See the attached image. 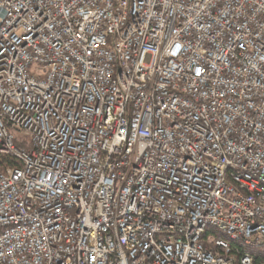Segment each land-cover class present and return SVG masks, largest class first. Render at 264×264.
Listing matches in <instances>:
<instances>
[{"label": "built area", "instance_id": "built-area-1", "mask_svg": "<svg viewBox=\"0 0 264 264\" xmlns=\"http://www.w3.org/2000/svg\"><path fill=\"white\" fill-rule=\"evenodd\" d=\"M198 219L264 240V0H0L8 262L264 264Z\"/></svg>", "mask_w": 264, "mask_h": 264}, {"label": "bare ground", "instance_id": "bare-ground-1", "mask_svg": "<svg viewBox=\"0 0 264 264\" xmlns=\"http://www.w3.org/2000/svg\"><path fill=\"white\" fill-rule=\"evenodd\" d=\"M107 1V0H100ZM28 65H37V57L28 58ZM133 142V123H126L124 144H131ZM239 176H244L245 180L253 183L261 182V175L257 170L248 168H240ZM34 217L21 216L7 219V228H21L33 227ZM209 232L213 234L214 238L226 239V246L233 249L239 254H249L252 260L264 259V240L254 239L243 241L239 238V231L235 230L233 226H222L220 220L214 219H198L194 223H190L191 234H199V231ZM62 230H71L70 220H62ZM209 254L212 259L220 262H230V264H251L243 262L240 256L234 255L232 252H225L220 249L215 240H208ZM10 250H0V264H11ZM111 253H104L102 255V263H110ZM125 264H132V257H125Z\"/></svg>", "mask_w": 264, "mask_h": 264}]
</instances>
